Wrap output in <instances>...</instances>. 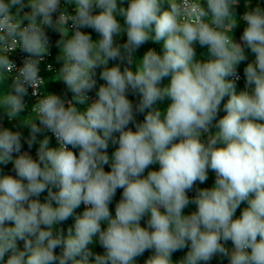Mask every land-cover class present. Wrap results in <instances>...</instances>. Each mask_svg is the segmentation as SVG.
I'll use <instances>...</instances> for the list:
<instances>
[{
    "label": "clouds",
    "instance_id": "9594fccd",
    "mask_svg": "<svg viewBox=\"0 0 264 264\" xmlns=\"http://www.w3.org/2000/svg\"><path fill=\"white\" fill-rule=\"evenodd\" d=\"M141 258L264 264V0H0V264Z\"/></svg>",
    "mask_w": 264,
    "mask_h": 264
},
{
    "label": "trees",
    "instance_id": "16d2710c",
    "mask_svg": "<svg viewBox=\"0 0 264 264\" xmlns=\"http://www.w3.org/2000/svg\"><path fill=\"white\" fill-rule=\"evenodd\" d=\"M237 35H239V32H237ZM53 38H55V37H53ZM148 47H156L158 51L160 50V48L157 47L156 45H152L151 43H149L148 45H145L144 48H142V49L140 50V52L138 53V55H139V56H142L143 51H145ZM242 68H243V65H241V72H242ZM50 87H51L52 90H57V91H58L59 88H60L61 86H60V85H52V86H50ZM239 88H243V84H239ZM130 98H131V97H130ZM166 104H167V102H165L164 104H162L161 107H165ZM222 114H223V113H222ZM139 119L142 120L143 117L141 116V117H139ZM53 143H54V142H53ZM10 167H11V166H9V168H10ZM153 168H158V165L153 166ZM105 170H106V171L110 170V167H109V166H105ZM6 171H7V170H6ZM213 182H214L213 173L210 172V174H209V180H208L205 184H202V185L198 183L197 186H198V187H210V186H212ZM121 193H122V190H118V191H117L116 198L114 199L113 204L110 205V210H112L113 215H114L115 202L119 200ZM44 195H46V193H45ZM80 208H81V207H80ZM80 208L76 210L77 214L81 213V209H80ZM194 209H195V206H194V205H190L189 208L186 209L185 211H186V212H189V211H192V210H194ZM239 214H240V210L237 211V214H236V215L239 216ZM71 223H73V221L70 219V220L67 222V224L70 225ZM183 254H184L183 252L175 253L174 256H173V259H174V260H175V259H178V258H180ZM147 255H148V253H145V256H147ZM142 260H143V258H141V264H142ZM212 264H217V261L214 260V261L212 262ZM224 264H227V262L225 261Z\"/></svg>",
    "mask_w": 264,
    "mask_h": 264
},
{
    "label": "rangeland",
    "instance_id": "374dc122",
    "mask_svg": "<svg viewBox=\"0 0 264 264\" xmlns=\"http://www.w3.org/2000/svg\"><path fill=\"white\" fill-rule=\"evenodd\" d=\"M93 38H95V33H93ZM157 47H159L160 48V46L159 45H156ZM199 51H205L206 52V50H199ZM251 58H253L252 56H251V54H250V59ZM244 66V65H243ZM164 83H167V80H165L164 81ZM167 102V101H166ZM114 150V147L113 146H111L110 145V147H109V149H108V152H109V155L111 156V153H112V151ZM213 178H214V174H213ZM41 199L43 200V196L41 197ZM244 206H246V205H242L241 206V208H243ZM81 209V208H80ZM81 212H82V209H81Z\"/></svg>",
    "mask_w": 264,
    "mask_h": 264
},
{
    "label": "built area",
    "instance_id": "2783aa9c",
    "mask_svg": "<svg viewBox=\"0 0 264 264\" xmlns=\"http://www.w3.org/2000/svg\"><path fill=\"white\" fill-rule=\"evenodd\" d=\"M239 84H243V80H241ZM189 195H190V196H191V195H194V192H193V193H189ZM83 207H84V206L81 205V209H82V211H83Z\"/></svg>",
    "mask_w": 264,
    "mask_h": 264
}]
</instances>
